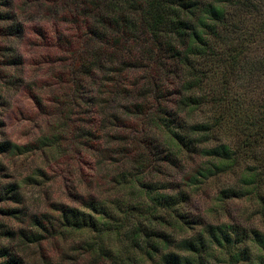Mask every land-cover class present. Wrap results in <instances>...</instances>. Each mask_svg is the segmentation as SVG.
Listing matches in <instances>:
<instances>
[{
  "label": "trees",
  "instance_id": "1",
  "mask_svg": "<svg viewBox=\"0 0 264 264\" xmlns=\"http://www.w3.org/2000/svg\"><path fill=\"white\" fill-rule=\"evenodd\" d=\"M60 7L67 11L61 13L57 9ZM51 11L61 17L69 16L67 20L56 21L54 27L50 26L56 37H50V30L45 26L40 28L25 22V17L44 14V17L39 16V23H44L46 13ZM31 31L41 39L42 51L36 53L37 61L51 66L47 74L42 75L46 77L35 82L48 85H41L39 95L29 88L31 98L38 105L44 97L52 99L54 95L57 101L64 98L62 106L70 109V115L63 112L68 120L64 128L76 131L80 129L75 119L79 115L76 108L83 104L78 93L89 85L90 109L98 112L103 106L101 114L109 121H104L107 124L100 127L98 124L102 121L98 122V114L89 111L92 116L80 130L83 139L70 154L83 155L86 160L95 155L103 160L108 152L103 145L108 135L103 132L108 133L111 121L121 120L122 116L105 112V102L116 92L127 93L131 89L129 95L132 90L139 95L148 86L149 91L163 94L164 99H160L159 104L170 103L154 121L164 138L162 146L158 147L164 153L163 161L177 166L176 161L187 155L200 157L205 164L191 178V183L198 188L202 181L232 172L243 156L257 157L263 172L251 168L242 180L241 189L224 187L220 196L238 198L253 190L263 199L264 209V194L260 189L264 188V93L257 98L255 90L245 84L246 78L249 81L261 72L264 76V52L259 53L261 44L264 47L261 39L264 0H24L22 4L19 0H0V58L13 56L3 63L0 60V74L8 75L2 69L23 65L15 43L29 38ZM51 54L56 58L61 54L66 57L50 60ZM143 70L153 74H148L146 86L138 85L142 79L138 75ZM2 78L6 80L5 75ZM124 86L127 88L123 89ZM71 92L72 99L69 98ZM167 92L170 94L165 95ZM133 108L144 111L139 101ZM133 108L131 105L127 112H132ZM206 109L210 115L203 121L189 123L184 119L197 110ZM123 134L120 130L117 138L126 141ZM56 138V133H52L40 139L37 149L55 147ZM113 142L120 150L112 146L111 153L132 157L128 158L131 165L124 164L126 168L130 166L145 172L156 162L154 158H145L141 144H135L133 151L129 148L133 141L128 147L117 139ZM18 149L20 147L0 140V155H10L12 150ZM70 163L75 166L74 161ZM142 179L143 176L136 177L131 188L135 183L142 184ZM11 193L13 199H17L15 188ZM143 194L145 196V192ZM144 196L138 195L128 202L119 199L110 209L93 200L86 211L60 210L57 236L88 229L100 237L110 236V240L116 237L112 243L109 241L108 247L102 248H113L118 240L123 243V248L106 249V254L102 249L93 251L92 264H142L141 259L154 264H210L215 259L222 260V264H264V232L240 231L226 225L208 226L196 236L178 240L171 228L183 227L177 221L172 224V220L181 200L187 198L185 194L151 196V204L141 200ZM1 212L7 213L6 210ZM12 214H16L15 210L8 212ZM136 215L145 223L139 224ZM35 225L36 231L16 234L4 230L0 224V239L9 241L8 246L0 247V264H24L19 248L11 244L14 240L19 239L24 245L47 239L48 226L44 221L37 219ZM246 243L242 247L241 244ZM108 253L111 254L107 256Z\"/></svg>",
  "mask_w": 264,
  "mask_h": 264
},
{
  "label": "rangeland",
  "instance_id": "2",
  "mask_svg": "<svg viewBox=\"0 0 264 264\" xmlns=\"http://www.w3.org/2000/svg\"><path fill=\"white\" fill-rule=\"evenodd\" d=\"M23 1L19 0L20 4ZM57 9L61 13L67 11L64 7ZM46 15L44 23H39L41 21L39 16L44 17V14H33L31 18L25 17V22L36 27L45 26L47 30L51 28L50 26L54 27L56 21L67 20L69 17L67 14L61 17L54 11ZM45 24L49 25L46 27ZM49 30L48 35L56 37L54 30ZM261 39L264 44V34ZM24 40L15 43L16 50L23 58V65L12 69H2L8 75L0 74V81H2L0 83V140L20 147L18 151L12 150L10 155L8 153L0 155V200H2L0 201V224L4 226V230H10L16 234L22 231L26 233L36 231L37 219L43 220L48 226V233H45L47 239L38 244L25 242L21 245L19 239L11 242L13 248H19L24 264H92L93 251L98 252L102 249L106 254L107 250L123 248L120 240L116 246L114 243L113 248H102L108 247L109 241L112 243L116 237L113 236L110 240V236H107L109 238L104 235L100 237L99 234L88 229L67 231L65 235L57 236L56 229L60 226V210L78 208L86 211V206L93 200L99 201V204L104 206L103 208L110 209L117 204L119 199L122 202H128L138 195L144 196L143 192L145 196L141 200L147 204H151V196L168 194L171 197H177L185 194L187 198L181 200L178 206L179 211L173 215L174 220H172V224L177 221L183 227L179 229L177 225L176 230L171 228L178 240L196 236L208 226L226 225L240 229V231L264 232L263 199L258 198L253 190L238 198L224 199L220 196V191L224 187L231 186L236 188L234 190L241 189L242 180L251 168L258 170V173L263 172L259 161L256 160L257 157L254 159L250 156H243L232 172L211 177L200 182L196 188L195 184L191 183V178L205 164V161L198 156L189 157L188 155L185 159L176 161L177 166L168 165L163 161L164 153L158 147L162 146L164 138L155 127L154 121L159 116L158 114H161L168 105L170 106V103L159 104V100L164 99L163 94L149 91L148 86L139 95H136L133 90L129 95L131 89L127 93L118 94L116 92L108 102H105L104 105L107 108L105 112L110 115L120 113L122 116L121 120L111 121V129H108V133L103 132L108 135L103 139V145L108 150L103 160L95 155L86 160L83 159V155L70 154L73 147L80 142V139H83V133L80 130L85 128L86 121L92 116L91 113H97L98 122L102 121L98 126L101 127L103 123L109 122L107 117L101 114L104 107L100 106L98 112L91 110L88 104L90 100L87 97L89 85L86 88L82 87L78 95L83 99V106L76 108V113L79 115L75 118L79 122L80 129L75 131L71 127L64 128L68 120H65L63 112L70 115L69 107L62 106L65 104L64 98L57 101L54 95L52 99L41 97L43 102L40 105L34 98H31L29 88L36 91L34 94L39 95L41 92L38 89L42 88L41 85L43 87L48 85L45 82L37 85L35 82L41 77H46L42 75L47 74L46 70L48 68L50 70L51 66L42 65L36 59L38 57L36 53L41 52L42 47L39 46L41 39L34 31H31L29 38ZM261 52H264L262 44L259 53ZM54 56L55 54H51L48 57L51 60ZM10 57H13L12 54L4 59L1 57L0 60L3 63ZM65 57V54L57 55L59 60ZM141 66L143 67L144 64ZM148 74L153 76L152 72L140 71L138 76L142 79L138 85H147ZM3 75L6 76L5 81H3ZM87 80L90 81L88 77ZM245 84L255 90L257 98L263 97V72L249 81L246 78ZM124 88L127 87L124 86ZM169 90V92L172 91L170 87ZM44 91L43 89L42 93ZM169 92L165 95H169ZM71 95L72 92L70 99L74 97ZM171 99L169 102H172ZM137 101L141 102L144 111L133 108V104ZM131 105L133 111L127 112ZM149 106L151 107L146 109ZM207 111V109L206 111L197 110L189 116H183L189 123L199 122L208 118L210 113ZM120 121L124 124L120 125ZM70 126H73L72 123ZM120 130L124 133L126 141L117 138ZM50 133H56L58 142L55 143V147L37 149L41 145L39 140L50 136ZM115 139L127 147L133 141L129 147L133 151L135 144H141L145 158H154L156 162L145 172L132 169L130 166L124 167L125 163L131 165L128 158L131 160L132 157L125 158L126 155L111 153L114 151L111 149L112 146L119 149V146L113 142ZM72 161H74V167L70 165ZM139 176H143L142 184L144 185L135 183V187L131 188L134 180ZM12 188H15L17 192L15 200L12 197ZM260 189L261 194H264V188ZM1 210H6L7 213ZM13 210L16 214L8 215V212ZM135 218L139 219V224L145 223L144 219H140V215H136ZM8 243V239H0V247L8 246ZM247 243L241 244L242 247ZM244 249L246 248H239V250ZM109 254L111 253L107 256ZM135 256L138 257L136 253ZM141 262L142 264H154L149 260L141 259ZM210 264H222V260L215 259Z\"/></svg>",
  "mask_w": 264,
  "mask_h": 264
}]
</instances>
